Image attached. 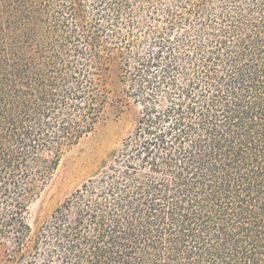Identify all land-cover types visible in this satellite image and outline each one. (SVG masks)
Wrapping results in <instances>:
<instances>
[{"label": "trees", "instance_id": "obj_1", "mask_svg": "<svg viewBox=\"0 0 264 264\" xmlns=\"http://www.w3.org/2000/svg\"><path fill=\"white\" fill-rule=\"evenodd\" d=\"M130 102L33 232L64 153ZM0 264H264V0H0Z\"/></svg>", "mask_w": 264, "mask_h": 264}, {"label": "rangeland", "instance_id": "obj_2", "mask_svg": "<svg viewBox=\"0 0 264 264\" xmlns=\"http://www.w3.org/2000/svg\"><path fill=\"white\" fill-rule=\"evenodd\" d=\"M138 108L132 102L116 117L98 126L67 150L52 178L29 205L28 222L33 232L84 181L105 164L132 131Z\"/></svg>", "mask_w": 264, "mask_h": 264}]
</instances>
